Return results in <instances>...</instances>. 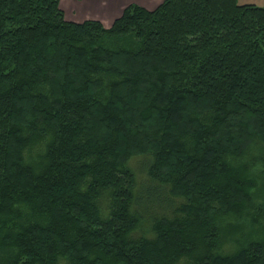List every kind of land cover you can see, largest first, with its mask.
Masks as SVG:
<instances>
[{
	"label": "trees",
	"instance_id": "1",
	"mask_svg": "<svg viewBox=\"0 0 264 264\" xmlns=\"http://www.w3.org/2000/svg\"><path fill=\"white\" fill-rule=\"evenodd\" d=\"M60 2L0 0V264H264V5Z\"/></svg>",
	"mask_w": 264,
	"mask_h": 264
},
{
	"label": "crops",
	"instance_id": "2",
	"mask_svg": "<svg viewBox=\"0 0 264 264\" xmlns=\"http://www.w3.org/2000/svg\"><path fill=\"white\" fill-rule=\"evenodd\" d=\"M163 0H61L67 19L83 21L88 18L100 19L110 25L119 16L125 5L138 3L150 8L149 4Z\"/></svg>",
	"mask_w": 264,
	"mask_h": 264
},
{
	"label": "rangeland",
	"instance_id": "3",
	"mask_svg": "<svg viewBox=\"0 0 264 264\" xmlns=\"http://www.w3.org/2000/svg\"><path fill=\"white\" fill-rule=\"evenodd\" d=\"M238 3L240 4H244V3H254L256 5H264V0H237ZM158 2H154L152 4H149L150 8H154L156 7L158 4ZM126 6V5H125ZM124 6V7H125ZM141 160V159H140ZM135 168L137 169L138 172V178H139V189L143 190L146 187V182L148 181V178H146V174H145V168L142 167V163H139V160H135L133 162ZM141 165V166H140ZM260 185L262 184V180H259ZM141 194H143V192L141 191ZM146 195V194H144ZM144 197V196H143ZM144 199V198H143ZM162 199V198H161ZM160 199V203H163L165 206H170L167 202L166 199L161 200ZM173 203V202H172ZM159 204L157 203L155 206H153L155 208V210H160V212L163 211L164 207L159 206ZM152 207V205H151ZM158 207V208H156ZM167 208V207H166ZM244 225V230L248 231L252 228V219L250 215H246V213L242 216H238V217H230L227 226L231 225L233 226V228L239 227L240 225ZM148 225L146 224L144 225L145 228L148 229ZM138 234V233H137ZM237 245V240H233V238L231 239V236L228 237V239L226 240V243H224V245L222 246V250L223 252H228V250H232L235 246ZM59 264H63V261H61ZM180 264H185V261H182Z\"/></svg>",
	"mask_w": 264,
	"mask_h": 264
},
{
	"label": "bare ground",
	"instance_id": "4",
	"mask_svg": "<svg viewBox=\"0 0 264 264\" xmlns=\"http://www.w3.org/2000/svg\"><path fill=\"white\" fill-rule=\"evenodd\" d=\"M250 230L246 231V232H249Z\"/></svg>",
	"mask_w": 264,
	"mask_h": 264
}]
</instances>
